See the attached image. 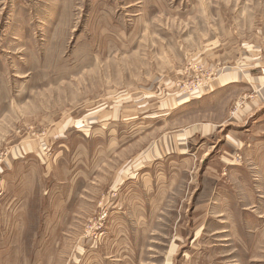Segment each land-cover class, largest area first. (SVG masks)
Returning <instances> with one entry per match:
<instances>
[{
	"label": "rangeland",
	"instance_id": "374dc122",
	"mask_svg": "<svg viewBox=\"0 0 264 264\" xmlns=\"http://www.w3.org/2000/svg\"><path fill=\"white\" fill-rule=\"evenodd\" d=\"M0 264H264V0H0Z\"/></svg>",
	"mask_w": 264,
	"mask_h": 264
}]
</instances>
